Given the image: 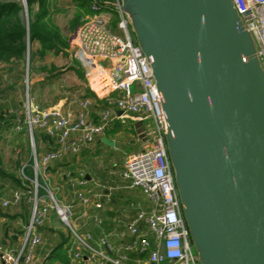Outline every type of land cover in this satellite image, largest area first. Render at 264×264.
Masks as SVG:
<instances>
[{
	"label": "water",
	"instance_id": "obj_1",
	"mask_svg": "<svg viewBox=\"0 0 264 264\" xmlns=\"http://www.w3.org/2000/svg\"><path fill=\"white\" fill-rule=\"evenodd\" d=\"M121 10L151 61L200 264H264V67L233 1L121 0Z\"/></svg>",
	"mask_w": 264,
	"mask_h": 264
},
{
	"label": "built area",
	"instance_id": "obj_2",
	"mask_svg": "<svg viewBox=\"0 0 264 264\" xmlns=\"http://www.w3.org/2000/svg\"><path fill=\"white\" fill-rule=\"evenodd\" d=\"M232 1L244 28L255 41L264 67V0ZM112 6L119 18L116 30L108 18L95 13L83 18L73 35V59L82 68L86 87L93 96L80 94L74 99V110H63L61 105L41 108L30 94L22 103L23 116L15 123V131L24 129L33 146L35 134L42 132L53 141V146L40 155L33 152L30 164L33 176L28 178L24 174L26 165H23L22 186L11 196L0 195L4 209L24 204L30 210L27 221H17L23 230L19 244L7 246L0 242V264H35L36 250L43 243L40 228L52 215L59 218L71 235L74 247L69 264H200L167 150V123L151 61L131 31L121 10V0H115ZM92 7L103 6L92 0ZM28 78L29 75L27 90ZM131 120L152 123L156 132L153 146L126 153L121 173L123 187L140 189L152 206L147 209L133 202L131 206L136 213L124 224V229L107 232L102 219L90 214L89 207H103L102 198L110 199L103 194L108 186L89 187L84 170L75 174L71 170L64 172L75 200L82 207L77 212L74 204L59 201L58 187L50 188L46 177L52 163L79 154L97 136H105L115 122L126 125ZM39 177L45 184L39 182ZM89 218L100 229L97 237L79 229L78 223H87ZM5 222L0 215V227ZM113 237L118 243L112 241ZM45 258L41 264H48Z\"/></svg>",
	"mask_w": 264,
	"mask_h": 264
},
{
	"label": "rangeland",
	"instance_id": "obj_3",
	"mask_svg": "<svg viewBox=\"0 0 264 264\" xmlns=\"http://www.w3.org/2000/svg\"><path fill=\"white\" fill-rule=\"evenodd\" d=\"M21 6L25 11H27V1L19 0ZM61 1V0H60ZM82 0H77V2H80ZM62 2H66V0H62ZM64 6V10L60 9L57 11H52V20L53 22L58 26L59 31L61 34L68 40V47L66 48V51L68 52L67 55H64L62 53H54L49 52L48 56L44 59H41L40 57L36 56L33 63L29 62V54L27 53L26 60L24 63H11V64H4L0 68V108L2 107L4 110H6L5 118H10L13 120V124L8 126L7 130H4L2 133V138L0 139V155L2 158L1 162V168L9 175L14 176L17 179L22 178V168L23 165H26L24 168V174L30 178V174L28 172V169L30 167V157L32 156L33 152H36V154L40 155L45 153L50 145L44 141L41 140L37 143H33L34 146L31 144V141L28 138V135L26 132L23 133V135L17 139H14V136L18 134V131H15L14 126L18 119H22L23 116V105L26 95L30 94L34 98L35 103L41 107L46 108L48 106H55L53 104L58 103L63 97L67 96L70 100H74L76 98L80 97V94L76 92L77 88H83V79L80 78L75 71L69 69L67 72H64L65 68L68 67L70 64V57H73L74 53V44L72 42L74 31L77 25H74L73 18L74 13L78 10V3H70ZM58 5V1H57ZM102 12H112L108 8H104ZM27 15V13H26ZM119 19V18H118ZM116 19L112 20V28L116 30ZM45 68V69H43ZM30 69L31 76L28 78V90H27V71ZM54 69H61V73L59 72V76L57 77L56 74H52V71ZM81 73L83 75V71L81 68ZM34 74V75H33ZM44 75L45 79L43 82V88H41L40 80L35 81L36 75ZM35 76V77H34ZM56 76V78L54 77ZM53 77V79H51ZM84 77V76H83ZM73 89V90H72ZM71 91V94H70ZM85 91V90H84ZM29 92V93H28ZM88 93V92H87ZM16 103H19L20 106L16 107ZM57 105V104H56ZM7 108L10 110L7 111ZM14 125V126H13ZM118 126L119 128L122 126L119 121L115 122L114 126ZM141 125L133 128L131 127V130L128 129V132H123L122 137L119 139L126 140L129 142L130 139V145H125L122 147V149L116 147L110 146L106 150H100L99 152H102L100 157L96 159L97 163H100L101 165L106 168L107 166L111 165V167H107L106 169H102L103 173L101 174V178L99 181L101 184L111 182L114 183L116 181L121 183L123 186L124 181L121 176L123 167L119 168V162L120 157H124L126 153L139 150L141 147L142 142V136H138V132L136 134L135 129L138 131H141L140 129ZM38 133V132H37ZM36 133V134H37ZM40 134V133H38ZM122 142V141H121ZM139 147V149H137ZM124 150H127V152L123 153ZM124 159V158H123ZM68 164L65 165H69ZM76 164V163H75ZM73 164L74 166L66 167L64 164L62 165L63 170L69 171L71 170L73 173L77 172L79 170H83L82 166H77ZM56 165V162L52 163L50 169ZM57 166H61L60 164H57ZM119 169L118 177H116L115 180H112L110 177L111 175L108 173V170L110 168ZM78 167V168H77ZM86 170V166H84ZM32 169V168H31ZM62 170V171H63ZM52 171V170H50ZM107 171V175L105 172ZM33 173V169H32ZM59 174V173H58ZM75 174V173H74ZM52 175V176H51ZM11 176H3L1 178L0 175V194L3 195H9L10 191L15 189V179ZM46 183L51 187L55 186V183L59 182V176L56 177L53 173L50 174L48 177H46ZM22 180V179H21ZM39 177V182L41 184H45V180ZM56 181V182H55ZM108 185V184H107ZM17 188V187H16ZM124 187H121L123 189ZM61 197L57 198L59 201L62 199V195L69 196V190L66 189L64 193L60 189ZM73 192L71 191V194ZM73 195V194H72ZM62 202V201H61ZM64 203V202H63ZM28 211V205H21V206H11L8 209H5L2 213L5 214L4 216H11L12 212H16L17 214H24ZM3 216V215H2ZM3 216V217H4ZM19 217V216H18ZM17 217V218H18ZM16 218V219H17ZM55 218V219H54ZM15 218L13 221L16 220ZM49 226L51 228H48L47 231V239L48 241L52 240V236L55 235L54 233L58 234H65L67 237H71L69 234V230L66 228V226L59 220V218L54 215L52 221L50 222ZM70 240V238H69Z\"/></svg>",
	"mask_w": 264,
	"mask_h": 264
},
{
	"label": "crops",
	"instance_id": "obj_4",
	"mask_svg": "<svg viewBox=\"0 0 264 264\" xmlns=\"http://www.w3.org/2000/svg\"><path fill=\"white\" fill-rule=\"evenodd\" d=\"M68 1L72 4L78 3L77 0H66V2H64L62 6V10H64L63 8H65L64 6L68 4L67 3ZM99 13L102 14L105 18H108L111 22L115 18V15L113 12L104 13L101 11ZM44 78H45L44 75H39L35 78L36 79L35 81H39V80L42 81ZM81 78L83 79L82 81L83 86H81L83 88H80V87L77 88L76 92L83 96L84 95L89 96V93H87L88 89L85 84V79L84 77H81ZM70 94H71V91H70ZM67 96L63 97L58 103H55L53 105H56V104L61 105L63 110H68V109L74 110L76 108L74 100H70ZM89 97H92V96L90 95ZM121 125L122 126L120 128L117 125L114 126L105 135L106 137H108L109 139L115 142L117 149L118 148L122 149L123 146L128 145V144L130 145L131 143L130 141H132V139H130L129 142H127L124 139L123 140L119 139L120 137H122L123 132H128V129L131 130V127L133 128V126L137 127L139 125H141L140 127L141 131H138L136 129L134 131H136V134L138 132L137 134L138 136H142V142H141L140 149L143 148L144 146H149V147L153 146L154 136L156 132L154 124L141 121V120H135V121L131 120L126 125H123V124ZM102 137H104V135L97 136L95 141L90 146L84 148L79 154L70 155L68 156V158H65L64 160L67 161L66 162L67 164L69 163L68 160L70 161L69 166H74L73 164L76 163L75 165L83 167L82 169L87 174L86 178H87L89 187L93 188L95 187V184L108 186V188L103 191V194L108 195L110 199L108 197H103L102 198L103 207L101 209H97L95 208L94 205H91L89 207V213L93 215H98L102 219L103 228L107 232H111L112 230L122 231L124 229V224L136 213V210L131 206L133 202L134 203L139 202L147 209H149V207L152 206V202L143 195L140 189H134V188L133 189H129V188L121 189V187L125 185V182L123 186L119 182L116 183V181L114 183L107 182V183L101 184L99 179L101 178V174L103 173L102 169L111 167V165H109L106 168H104L103 165H101L100 163H97L96 161V159H98L100 155L102 154V152H99V149L106 150L107 148L110 147L109 145H106L104 142H102ZM137 149H139V147ZM125 152H127V150H124L123 153ZM123 158H124V154L119 159L120 160L118 164L119 168L123 167V162H124ZM84 166H86V170L84 169L85 168ZM50 170H52L50 171V174L53 173L54 175H56V177L59 176V182L55 183V186L58 187L59 189L58 197H61L60 187H61L62 192L64 189V193L66 189L69 190V193H68L69 196L62 195L63 197L60 200L64 203L74 204L77 212L82 210V207L75 200L74 193H72L73 195L71 194V191L73 192V189L71 188L69 180L64 177V172H66V170H63L62 165L61 166L56 165L52 167ZM106 173L107 171L105 172V174ZM108 173L111 175L110 178L112 180H115L116 177H118L119 169L117 170L116 167L114 166V168H110L108 170ZM109 188H112V189L109 190ZM28 210H29V206H28ZM11 214H12L11 216L8 215L6 217L3 215L4 218L6 219L5 223H7V226L9 224H13L14 226H17V229L20 230V233L15 232L13 230H8L7 232H5V229H4L5 223H4L3 226L0 227V242H2V239L4 237L6 238L5 240L8 242V245H17L19 244L20 236L23 233L21 225L18 224L17 221L19 219H22L21 222H25V220L19 216L18 218L16 217L17 219L15 218L16 219L15 221H13L14 212H12ZM29 214H30V210H29ZM53 216L54 215H52L51 218L46 222V224L40 228L42 238H43V243L36 250L35 264H41L42 260L52 250L57 248V246H59L60 244H62L63 247L67 248L66 252H67V256L69 257V263L71 262V255L73 253L72 247H74V244L72 243V239L70 236L67 237L65 234H62V233L58 234L55 232L54 233L55 235L52 236L53 242H51L50 240L48 241L47 239L46 234H47L48 228H51L49 224L52 221ZM78 226L81 231L92 232L95 237L100 235L99 227L95 224V222L91 218L87 220V223L79 222ZM112 241L115 243H118V240L116 237H113ZM56 263H60V262L56 261L55 264ZM82 264H86V263L83 262Z\"/></svg>",
	"mask_w": 264,
	"mask_h": 264
},
{
	"label": "trees",
	"instance_id": "obj_5",
	"mask_svg": "<svg viewBox=\"0 0 264 264\" xmlns=\"http://www.w3.org/2000/svg\"><path fill=\"white\" fill-rule=\"evenodd\" d=\"M57 1H58V5H57ZM97 1L101 3V5L103 6L102 8L101 7L98 9L93 8L92 0H82L78 2V10L74 13V18H73L74 25L80 23L81 20L86 16H90L95 13L101 12L104 8L110 9L115 15L114 19H116V21L118 20V13L112 6V3L115 0H97ZM63 4L64 3L62 2V0L61 1L60 0H27L28 7H27V11H25L21 6L19 0H0V68L4 64H11L14 62H17L19 64L21 62L24 63L26 60L27 53L29 54L28 61L31 63H33L36 56L40 57L41 59L46 58L49 52H54L58 54L62 53L64 55L68 54V52L66 51V48L69 45L68 40L61 34L58 26L52 20V11H57L62 9ZM69 69L75 71V73L80 78L84 76V74L82 75L81 73L80 65L79 67H75L71 65L70 67H67L63 70H65L64 72H67ZM60 70L54 69V71H52V74L57 73L56 76L58 77L59 76L58 71ZM27 74L31 76L30 69H28ZM35 75L37 76L38 74ZM56 76L54 77L56 78ZM44 79L40 82L41 88H43V84H45V82H43ZM51 79H53V77ZM88 93L89 96L90 95L93 96L90 90H88ZM19 106L20 104L16 103V107ZM9 110L10 109L7 108V111ZM5 115H6V110H4L1 107L0 108V139L2 138L1 135L3 131L7 130L10 124L11 125L13 124V120L10 118H5ZM24 132H25L24 129L18 131V134L14 136V139L21 137ZM39 133L40 134L38 133L35 134L34 142L38 144L39 141L44 140L50 145V147H52L53 141L46 134L42 132ZM1 162H2V158L0 155V165ZM30 162L32 163L31 157H30ZM66 162L67 161L65 160H63L62 162L57 161L56 165L57 164L65 165L67 164ZM68 162L70 161L68 160ZM65 166L70 167L69 165H65ZM28 172L30 176H33L31 168L28 169ZM0 175L1 178H3V176H11L7 174L1 168V166H0ZM11 177L15 179L16 182L15 186L17 188L15 187L14 190H17L22 186V180L17 179L14 176ZM14 190L10 191V194L5 196H11ZM8 208L10 207H7L5 209ZM5 209L0 205V215H5L2 213ZM13 215H14L13 218L20 216L25 221H27L29 218V210L26 211V213L24 214L14 213ZM4 229L5 232H7L8 230H13L15 232L20 233V230L17 229V226H14L13 224H9L7 226V223H5ZM5 239L6 238L3 237L2 239L3 244L9 246L8 242ZM66 250L67 248L63 247V245L60 244L59 246H57V248L52 250L46 256L45 259L48 262V264H55L56 261L60 262L61 264H68L69 257L67 256Z\"/></svg>",
	"mask_w": 264,
	"mask_h": 264
}]
</instances>
